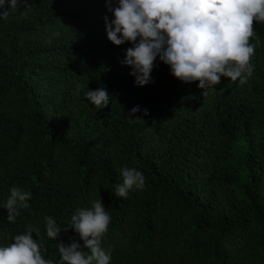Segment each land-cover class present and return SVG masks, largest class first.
Here are the masks:
<instances>
[{
  "label": "trees",
  "instance_id": "obj_1",
  "mask_svg": "<svg viewBox=\"0 0 264 264\" xmlns=\"http://www.w3.org/2000/svg\"><path fill=\"white\" fill-rule=\"evenodd\" d=\"M105 16V0H19L0 21V201L13 185L32 193L15 222L0 209V243L32 224L57 256L43 216L63 228L100 198L111 264H264V24L247 82L222 77L202 96L158 59L133 86L120 63L131 45L106 39ZM101 86L110 102L95 109L83 93ZM125 165L145 186L119 198ZM71 240V228L57 238Z\"/></svg>",
  "mask_w": 264,
  "mask_h": 264
},
{
  "label": "clouds",
  "instance_id": "obj_2",
  "mask_svg": "<svg viewBox=\"0 0 264 264\" xmlns=\"http://www.w3.org/2000/svg\"><path fill=\"white\" fill-rule=\"evenodd\" d=\"M19 0H0V21L16 12ZM103 17L106 39L114 46L128 43L120 63L130 68L133 86L150 82L153 62L159 60L169 74L181 83L196 82L202 96L215 90L221 78L243 85L253 73L251 62L257 44L253 22L264 24V0H105ZM255 41V42H250ZM77 85L74 95H79ZM84 98L95 109L110 102L109 93L101 86L86 90ZM139 106H133L126 117L133 122ZM146 114L147 110H143ZM140 120V119H139ZM120 183L115 197L125 198L130 191L145 186L143 173L127 165L119 169ZM32 193L10 186L0 209L5 219L15 222L20 210L29 207ZM79 207L62 228L52 216H43L44 237L55 240L57 256L42 255L40 228L29 224L10 242L0 243V264H111V252L101 246L111 220L99 199ZM71 228L77 240L68 244L57 241L62 231ZM34 234L35 237L34 238Z\"/></svg>",
  "mask_w": 264,
  "mask_h": 264
}]
</instances>
